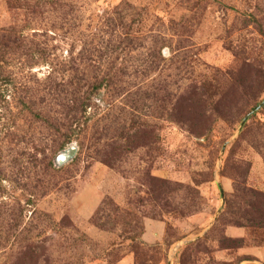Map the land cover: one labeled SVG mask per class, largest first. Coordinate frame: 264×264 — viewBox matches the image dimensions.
<instances>
[{"label": "rangeland", "instance_id": "1", "mask_svg": "<svg viewBox=\"0 0 264 264\" xmlns=\"http://www.w3.org/2000/svg\"><path fill=\"white\" fill-rule=\"evenodd\" d=\"M263 102L264 0H0V264H264Z\"/></svg>", "mask_w": 264, "mask_h": 264}, {"label": "trees", "instance_id": "2", "mask_svg": "<svg viewBox=\"0 0 264 264\" xmlns=\"http://www.w3.org/2000/svg\"><path fill=\"white\" fill-rule=\"evenodd\" d=\"M258 109V107L256 108ZM255 109V110H256ZM244 195L247 206L249 208L245 220L247 222L246 229L254 231L264 229V193L253 191L245 188Z\"/></svg>", "mask_w": 264, "mask_h": 264}, {"label": "water", "instance_id": "3", "mask_svg": "<svg viewBox=\"0 0 264 264\" xmlns=\"http://www.w3.org/2000/svg\"><path fill=\"white\" fill-rule=\"evenodd\" d=\"M263 106H264V102H263V104L260 106V108H263ZM245 122H246V120H245ZM244 122V123H245ZM75 151H76V147L75 146H73L72 148H70V150L66 153V154H64V156H61L60 157V160L62 161V162H64L66 159H70V158H72L73 157V155L75 154ZM222 190V189H221ZM223 192V191H222Z\"/></svg>", "mask_w": 264, "mask_h": 264}]
</instances>
